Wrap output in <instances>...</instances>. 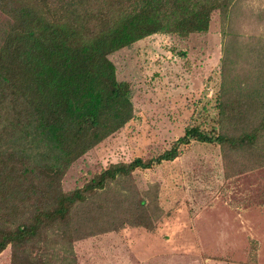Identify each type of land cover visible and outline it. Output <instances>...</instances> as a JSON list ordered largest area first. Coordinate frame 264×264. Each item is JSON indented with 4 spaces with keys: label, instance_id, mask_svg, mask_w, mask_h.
Instances as JSON below:
<instances>
[{
    "label": "trees",
    "instance_id": "obj_1",
    "mask_svg": "<svg viewBox=\"0 0 264 264\" xmlns=\"http://www.w3.org/2000/svg\"><path fill=\"white\" fill-rule=\"evenodd\" d=\"M249 1L0 0V254L9 246L10 264H76L74 242L102 230L88 209L96 196L135 171L174 161L192 141L219 145L225 157L232 151L246 153L244 159L264 154L258 145L264 90L247 83L252 92L233 91L241 86L234 81L222 95L220 115L234 108L227 96L251 111L259 105L254 126L213 136L188 128L154 158L111 164L68 192L61 185L74 162L134 117L130 86L117 80L113 53L155 34L205 33L217 11L224 72L228 64H246L259 71L248 77L262 82L264 42H240L244 38L233 31L237 17L253 13ZM147 221L131 222L150 228Z\"/></svg>",
    "mask_w": 264,
    "mask_h": 264
},
{
    "label": "rangeland",
    "instance_id": "obj_2",
    "mask_svg": "<svg viewBox=\"0 0 264 264\" xmlns=\"http://www.w3.org/2000/svg\"><path fill=\"white\" fill-rule=\"evenodd\" d=\"M248 7L253 13L237 17L233 31L244 38L240 42L257 45L264 42V0H250ZM223 47L216 11L205 33L155 34L110 55L117 80L129 83L134 117L74 162L62 189L81 187L111 164L154 158L188 128L213 136L254 126L261 106L251 111L227 96L234 108L222 116V95L234 81L241 86L233 91H263L264 71L262 82L249 78L259 71L246 64H228L224 72ZM258 145L264 149V136ZM245 154L225 157L219 145L192 141L174 161L135 171L96 196L88 209L102 230L92 236L84 231L74 242L76 264H264V154L244 159ZM148 219L150 228L131 222L147 225ZM0 264H10L9 246Z\"/></svg>",
    "mask_w": 264,
    "mask_h": 264
}]
</instances>
